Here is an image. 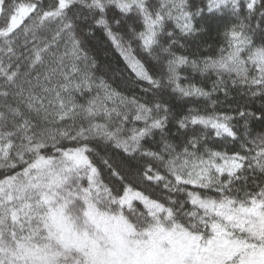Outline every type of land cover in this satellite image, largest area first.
I'll return each mask as SVG.
<instances>
[{"label":"snow or ice","instance_id":"snow-or-ice-1","mask_svg":"<svg viewBox=\"0 0 264 264\" xmlns=\"http://www.w3.org/2000/svg\"><path fill=\"white\" fill-rule=\"evenodd\" d=\"M0 264H264V0H0Z\"/></svg>","mask_w":264,"mask_h":264},{"label":"trees","instance_id":"trees-1","mask_svg":"<svg viewBox=\"0 0 264 264\" xmlns=\"http://www.w3.org/2000/svg\"><path fill=\"white\" fill-rule=\"evenodd\" d=\"M212 35L214 36L215 33L213 32ZM205 39H208V37H205ZM209 42H211V41L209 40ZM101 58H102V59L104 58V54H103V52L101 53ZM112 66H113V68H116V67H120V68H122V67H123L122 64L117 65L115 59H113ZM241 103H243V101H241ZM256 107H259V101L256 102ZM254 127H255L256 129H259L260 125H259V124H255Z\"/></svg>","mask_w":264,"mask_h":264}]
</instances>
